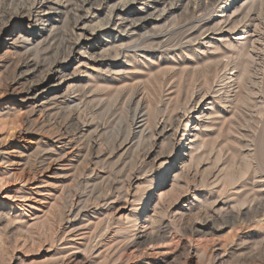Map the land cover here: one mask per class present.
Returning <instances> with one entry per match:
<instances>
[{"label":"rangeland","instance_id":"1","mask_svg":"<svg viewBox=\"0 0 264 264\" xmlns=\"http://www.w3.org/2000/svg\"><path fill=\"white\" fill-rule=\"evenodd\" d=\"M169 1L171 0H167L169 4L178 2L182 4L177 10L167 15L163 29L158 28V30L161 29L159 31L156 29L155 34L158 33V36H162L161 41L163 40L158 45L159 48H149L148 42L140 43L138 41L127 44L129 47L137 46L139 48L129 49L130 54L136 51V55L142 57V53L150 52L152 57L143 61L142 59H130V63H125L128 69L119 73L118 71L115 73L116 71L113 70L109 72L110 82L103 77L107 64L111 61L122 63V58L112 56L114 54L112 51L110 58L103 59L105 54L103 51L99 52L101 48L95 52L97 55L92 56L91 47L94 38L80 40L85 51L87 50L94 58L91 57V61V58L89 59L86 54H80L81 57L76 55L67 61L72 70L69 73L73 77L65 78V87L70 86V92L68 91L70 96L81 102L78 105V122L76 123L78 126L83 125L89 135L91 134L90 140L94 144V155L87 164L86 174L73 175L72 177L75 170L71 171V169H75L73 166L79 162L77 159V161L73 160L66 164L63 177L59 175L56 180L50 179L43 185H34L37 186V189L32 191L39 193L32 195L33 198L29 197L35 198L36 201L32 210L24 207L27 212L20 208L19 205L23 202L15 200V196H30L27 189L34 186L22 187L13 180L10 173L14 167L10 166L9 160L19 162L20 159H23V163L26 158H31V156L35 160L40 155H35L37 149H45L49 151H46L47 153H51L50 144H55V140L52 136L43 134L38 127L33 125L37 116L27 117L21 109L22 104L11 102L7 98L0 100V264H49L54 257L56 247V241L51 233L53 232V228L51 229L53 222L54 224L58 222L57 213L59 212L55 210L64 211L71 198L74 200L75 197L82 194L91 196L87 200L86 207L90 211L96 209L100 213L90 221L86 222L84 219L81 223L89 224L87 226L89 230H85V233L92 232L90 235L94 234L92 237L89 235L90 242L88 241V244L102 246V244L110 242V239L113 240L112 244L116 247L121 235L116 230L122 225L118 222L129 216L130 213L139 216L142 222L148 219L152 220L145 222V224L149 222L147 230L151 228V222H155V228L164 231L166 236L164 240L158 241L159 244L154 242L156 246L152 243L151 245L131 247L126 251L116 250V255H113V257L116 256L115 259L113 258L114 262L109 260L112 259L110 255L104 253L97 259L103 264H118L119 258L124 255V257L127 256V259L128 257L132 259L128 263L134 261V264H183L184 261L187 262L186 264H264V211H262V209L264 210L262 205L264 204V169H261L264 166V161H262L264 160V144H262L264 143V138H262L264 137L262 135L264 132V42L261 44L252 42L254 23L258 24L257 30L258 27L264 28V3L262 2V6L259 4V0H236L232 3H229V0ZM93 2L96 6H92V17L91 15L87 17V25L95 28L104 22L107 8H98L100 0H93ZM64 3L68 6L66 0H61V4L65 5ZM131 7L136 9L138 6L132 4ZM61 23L57 25L56 35L54 33L51 35L52 42L48 41L47 44H44V37L34 42V46L39 44L41 48L40 60L43 57H49V59L55 56L62 58L64 55L68 57L65 52L60 50V42L63 38L76 39L77 37L78 39L80 36V28H73L69 19H65L64 23ZM165 24L168 27H173L167 28ZM201 24L204 25V28L198 29ZM95 29L93 34L95 40L100 41L102 38L101 41L104 42L105 38L99 37V33L104 35L107 28ZM49 43L51 45L48 47ZM140 45H142L141 48ZM248 45L253 46L252 50ZM232 54L234 55L232 56ZM29 57L33 59V56ZM222 57L224 58L222 59ZM249 59L251 60L249 61ZM230 61L231 63H229ZM222 67L226 68L224 72ZM215 68H217L216 75ZM98 70L100 71L98 72ZM164 70L165 72H163ZM2 71L0 77L3 75ZM137 89L143 90L147 95L149 109L151 107V112L148 109L150 115L148 117H151L148 118V121H150V126L152 123L154 126L152 135L147 136L145 133L140 139L137 138L138 136L129 135L126 126H124L130 118L125 109L127 104L130 105L127 101L128 92L133 91L135 95L138 92ZM177 96L180 97L179 100ZM184 99L187 101L183 102ZM130 106L133 107V103ZM4 108L6 112H1L4 111ZM163 126L164 130H162ZM69 132L71 134L73 131L69 130ZM251 136L253 137L250 138ZM28 140L31 141V144L29 143L31 148L29 151L24 149L25 153L22 156H18V150L9 149L13 143L27 144ZM126 141H129L130 144H123ZM259 146L260 149H258ZM124 148L126 149L124 150ZM259 150L260 153L262 152V156L258 152ZM257 152L260 158L263 157L262 160L259 159ZM168 167L170 168L166 173ZM241 171H243L242 173L245 171L242 177ZM256 175L257 177L254 179L253 176ZM258 176L261 178L259 179ZM253 181L257 182V185ZM49 184L50 186H48ZM247 195L249 199L246 198ZM100 198H110L105 200L109 206H104L106 202ZM251 198L253 202L250 201ZM256 202L259 204L258 206ZM27 203L25 202V204ZM63 205L65 208L62 207ZM154 205L159 209L157 210ZM55 206L58 209L57 207L55 209ZM249 206L251 209L248 208ZM254 207H258L257 211L253 209ZM145 212L146 215L143 217ZM155 212H159L161 216H157ZM250 213L257 214L251 215ZM42 215H47L46 219ZM212 215L215 218L214 221L210 220ZM51 216L52 218H49ZM104 217L106 221L110 220L109 224L104 220ZM233 217L236 218L233 219ZM9 218L13 221L11 222ZM35 220L37 221L35 223H38L42 228L39 225H33ZM45 221L49 223L48 227ZM78 223L77 220L75 224ZM6 224L9 227L5 228ZM107 224L110 227L108 226L106 230ZM21 225L27 226L23 228ZM108 230L112 232L110 233ZM114 232H117L118 236ZM102 233H107V235L104 234V237ZM51 241L54 244L50 243ZM74 241H77L76 238ZM197 244H202V246ZM154 246L155 248L152 249ZM3 248L4 253H2ZM201 249H203L202 252ZM72 250L76 252H74L75 254L69 252V256L66 254V264L88 260L89 255L85 251L77 249L70 251ZM117 252L122 255H118ZM122 252H126L127 255ZM199 252L202 255H199ZM84 256L86 257L84 258ZM197 257L199 258L196 259Z\"/></svg>","mask_w":264,"mask_h":264},{"label":"bare ground","instance_id":"2","mask_svg":"<svg viewBox=\"0 0 264 264\" xmlns=\"http://www.w3.org/2000/svg\"><path fill=\"white\" fill-rule=\"evenodd\" d=\"M171 1H169V2H171ZM256 1H258V0H256ZM232 2H236V0H229V3H232ZM259 2H260L259 4L262 5V2L264 3V0H259ZM66 3L68 4V6H66L65 3H64L65 5H62L61 4V0H0V39H1V41H0V72L3 70L2 71L3 75L0 77V100H2L4 98H7V99H10L11 102L20 103V105L22 104L23 107L21 109L24 111V114L26 113L27 117L37 116L34 119V121L32 120L33 121V125L38 127V129L41 130V132H43V134H45L47 136H50V137L52 136V138L55 140V142H54L55 144H50L51 153H47L49 151H47L45 149L44 150L43 149L39 150V149L36 148L38 151L35 152V155L36 154H40V155L35 160L32 159V156H31V158L30 157L26 158V160L23 163H22L23 159H20L19 162H17L16 160H9L10 166L14 167L12 173H10V174L13 177V180L15 182H18L22 187H28V186L31 187V186H34V185H39L40 186V184L43 185V183H47V181L50 180V179L51 180H56L57 178H59V175H62V177H63V173H64V170H65L64 168H66L65 167L66 164L71 163L73 160L77 161V159L79 160V162L75 166H73V168H75V169H71V171L75 170V173L74 174L72 173V177H73V175L82 176L83 173L87 172V164H88V162H90L92 156L94 155V144L90 140V135L91 134L89 135V132L86 129L83 128V125H80L81 126L80 127L76 123V122H78L77 121V119H78L77 118L78 117L77 116L78 115L77 111H78V108H79L78 105L81 102H78V99L76 100L74 97L70 96V93H69L70 92V86H68V87L66 86L67 88L65 87V83H66L65 78L69 77V76H72V74L70 75V73H69V71L71 69L69 68L70 66H69V63L67 61L71 60L76 55H79V57H81L80 54H83V55L86 54L88 56V58L90 59L93 55L96 54L95 52L98 49H100V48H101V50L99 52L103 51V54H105V56H104L105 58H103V59H106V58H110L111 55H112V51H114V54L112 56H114L115 58L116 57H118V58L121 57L122 59L121 58L120 59L122 60V63L118 64V63H113L111 61V63L107 64L108 66L106 67V70L104 72L103 77L107 81L109 80L108 82H110V77L111 76H108V74L110 75L109 72L113 70V71H116L115 73H117V71L119 73L122 70L128 69L126 67L125 63H130V59H132V58H133V60L134 59H142V61H143L144 59H150L152 57V54H150V52L149 53H142V57H138L136 55L137 54L136 51H134L133 53L130 54V52H129L130 50L129 49H134V48L137 49L138 47L137 46L129 47L127 44L137 43L138 41L140 43L148 42L149 46H150L149 48L156 49L158 47V45L161 44V42L163 40L161 41V37L162 36L161 37L158 36L157 35L158 33L155 34V32H157L158 28L164 27L163 23H164L167 15L172 13V12H174V10H177L182 4L180 2L174 3V4H172V3L169 4L167 2V0H100V2H98L99 3L98 4V8H105L106 7L107 8V14L104 17L105 18L104 22L100 23L99 24L100 26L99 27H95V28H99V29L107 28V31L105 32L104 35H103V33H99V37L105 38L104 42H103V40L101 41L102 38L100 39V41L99 40H95V37H94L93 34L95 33L96 29L92 28V26L89 27L87 25V17L90 16V15L92 17L91 9L93 8L92 6L95 5L93 0H66ZM132 4H136L138 7L136 9H133L131 7ZM259 4L257 3L258 7H259ZM104 15H105V12H104ZM62 18H63V21H62ZM65 19H67V20L69 19V21L72 24L73 28H80L79 29L80 30V36H78V39H77V37H76V39H74V38H63L62 41L60 42V45H59L60 50L65 52L68 55V57H65L66 55L63 56L64 58L63 57L60 58L59 56H58V58H57V56H55L56 58L54 57L52 59H49V57L48 58L47 57H43V59L40 60L41 58L39 59V57H40L41 48L39 47L38 43H37L38 45L34 46V44H35L34 42L37 39H39L41 37H44L45 39L43 38L44 39L43 43L47 44L48 41H51V35L53 33L56 35L55 31L57 30V25L59 23H61V21H62V23H64ZM172 22H171V25H172ZM203 22H205V21H203ZM176 23H177V21L175 20V24ZM68 25H69V23H68ZM68 25H65V26H68ZM165 25L167 26V24H165ZM257 25L258 24L254 23V34L255 35L253 34V36H252V39H253L252 42L254 44H258V43L261 44L262 42H264V28L263 27H260V28L258 27V30H257L256 29ZM169 27L167 26V28H169ZM172 27L173 26H171L170 28H172ZM211 27H209V28H211ZM202 28H204V25L201 24V26H199L198 29H202ZM24 30H27L28 32H25ZM159 30H161V29H159ZM213 30H214V28H213ZM99 31H101V30H99ZM218 31H219V29H218ZM162 33L164 34V32H162ZM71 34H73V33H71ZM163 34H161V35H163ZM84 38L85 39H89V40H92L94 38V41H93L92 47H91V50L93 51L91 53L92 56H91V54H89L87 52V50L85 51V48L80 43V40L84 39ZM190 40H191V38H190ZM156 41H158V42H156ZM178 44H179V42H178ZM50 45L51 44L49 43L48 47ZM141 46L142 45H140V48H141ZM143 46H144V44H143ZM249 46H251V45H248V47ZM42 47H43V45H42ZM167 48H168V46H167ZM182 48H184V47H182ZM252 48H253V46H251L250 50H252ZM254 48H256V47H254ZM190 49H191V47H190ZM88 51H89V49H88ZM248 51H246V52H248ZM56 54H57V52H56ZM168 54H169V52H168ZM233 55L234 54H232V56ZM251 55H253V54H251ZM29 56H33V59L30 58ZM100 56H101V53H100ZM139 56H140V54H139ZM92 58H94V57H92ZM92 58H91V61H92ZM223 58L224 57H222V59ZM236 59H237V57H236ZM250 60L251 59H249V61ZM150 61H152V60H150ZM241 61L244 62L243 60H241ZM131 62H132V60H131ZM229 63H231V61ZM246 64H247V61H246ZM149 65H151V64H149ZM225 65H222V66H225ZM222 68H224V67H222ZM216 69L217 68H215L214 71H216ZM225 69L226 68H224L223 72L225 71ZM99 71L100 70H98V72ZM163 72H165V70ZM72 73H74V72H72ZM100 73H102V72H100ZM124 74H126V73H124ZM216 74H217V71H216L215 75ZM114 75H117V74H114ZM112 76H113V74H112ZM117 78H119V77H117ZM101 79H103V78H101ZM81 80H79V81H81ZM139 84L137 85L138 87H139ZM108 85H110V83ZM71 87H73V86H71ZM207 87H208V85H207ZM141 89L140 90L137 89L138 92L135 95H134L133 91L129 90L130 92H128L129 94L127 96V99H128L127 101H128V103H130V105H131V103H133V107L130 106L129 104H127V106L125 107L126 112H127V114L129 115L130 118H129V121L126 123V125L124 124V126H126V129H127L128 133H129V135H131L133 137L134 136L135 137L138 136L137 138H139V139H140L141 136H144L145 133H147L146 134L147 136L149 134H151V133L153 134L152 131L154 129L152 121H151V123H152L153 128H152V126L149 125L150 121H148V118H151V117H148V116H150L149 112H151V110H150L151 107L149 109V100L147 99L146 93L143 90H141ZM154 90H156V89H154ZM133 97H135V98H133ZM177 99L179 100L180 97H178ZM187 99H188V97H187ZM185 100L186 99H184L183 102H185ZM176 102H177V100H176ZM177 103H179V101ZM182 104H184V103H182ZM195 104H197V103H195ZM121 107H120V109H121ZM148 109L150 110L149 112H148ZM5 110L6 109L4 108V111H1V112H6ZM149 120H152V119H149ZM124 121H127V120H124ZM118 124H117V126H118ZM162 128L161 129L164 130V126ZM69 130L73 131V132H71V134H70ZM117 130H119V129H117ZM162 130H161V132H162ZM97 131H95V132H97ZM263 133H262V135H264ZM252 137L253 136H251L250 138H252ZM262 138H264V137H262ZM251 140H253V139H251ZM254 140H255V138H254ZM263 141H264V139H263ZM25 142H27V141H25ZM130 142H131V140H130ZM258 142H259V140H258ZM29 143L31 144L30 140H28L27 144H25V143L21 144V143L16 142V143H13L11 146H9V149L18 150V152H19L18 156H22V155H24L23 153H25V152H23L24 149L26 151H29V149L31 148V145ZM123 144L129 145L130 143H129V141L128 142L126 141ZM262 144H264V143H262ZM262 144L260 143V146H262ZM260 146L258 147V149H260ZM252 147L254 149V146H252ZM250 148H251V146H250ZM21 149H22V151H20ZM125 149L126 148H124V150ZM261 149H262V147H261ZM98 152H99V150H98ZM246 152H247V150H246ZM252 152H251V154H252ZM258 152L260 153V150ZM258 152H257V154L259 156V159L262 160L263 157L260 158V155H259ZM263 152H264V149H263ZM12 153H13V151H12ZM95 154H96V152H95ZM261 156H262V154H261ZM25 157H23V158H25ZM251 157H252V155H251ZM246 158H247V155H246ZM76 161H75V163H76ZM262 161H264V160H262ZM89 165H90V163H89ZM244 166H245V164H244ZM169 168L170 167H168L167 170L165 171L166 173L169 171ZM243 169H244V167L242 168V170ZM247 169H248V167H247ZM250 169H251V167L249 168V171H250ZM258 169L260 170V168H258ZM261 169H264V166H262ZM88 171H89V169H88ZM253 171H255V170H253ZM242 172L243 171H241L240 173H242ZM243 174H245V171H244V173L241 174V177L244 176ZM8 175H9V173H8ZM259 175H260V173H259ZM253 177H254V179H256L257 175L253 176ZM258 178L260 179L261 177L258 176ZM89 181H90V179H89ZM254 183L257 185V182H254ZM261 184H262V181H261ZM48 186H50V184ZM36 189H37V186H34V187H31L30 189H27L28 190L27 192L29 193L30 196H24V195L15 196L16 197L15 200H19V202H23V203H20L19 206H20V208H22V210H25V212H27L26 208H24L25 206L27 207V209L28 208L31 209V208L35 207L34 202L36 200H34L35 198L32 199L33 198L32 195L38 194L39 192L38 191L34 192L32 190L36 191ZM88 195H83L82 194L79 197H75L74 200L71 198V200H73V201L72 202H70L71 200L69 201V203H68L69 205L66 206V209L64 211L60 212L58 210H55L56 207H57V206H55L54 210L56 212H59V213H57L58 218L57 217H54V218H57L58 222L56 224H54V222H53V226L51 227V225H50V227H51V229L53 228V232H51V233H53V238L56 241V247L54 249V257L52 258L51 262H49V264H66L67 258H65V257H66V254H68L69 252H71V253L73 252V250L70 251L71 249H74V250L77 249L78 251L82 250V251H85L87 255H89L88 260L82 261L80 263L79 262H76V263L72 262L71 264H103L102 261H99L97 259H99L101 257V255L104 254V253H105V255H107V254L110 255V257H112V259H109V260L113 261V258L115 259V257H116V256L113 257V255H116V250H118V251L119 250H125L126 251L127 249H129L131 247H140V246L145 245V244H150L151 245L154 242L158 243L159 240L162 241V240H164L166 238L164 231L160 230L159 228H155V226H154V225H156L155 222H151V224H150L151 228H149L147 230V226H148L149 222H147V224H145V222L146 221H152V220L148 219V220L142 222L140 220L139 216L130 213L129 216L125 217L123 220H120L118 222V223H120L122 225L119 226L118 229L116 230L118 233L121 234L119 240L117 241V239H116V241L118 243V245L116 247L113 246L112 243H114V242H113V240H110V239H109L110 242L104 243V244H102V246H97V245L95 246V244L94 245L93 244L92 245L88 244L89 238L92 237L94 234L90 235L92 232L91 233L88 232L89 234L85 233L84 232L85 230H89V228L87 227L89 224L83 225L81 223H83L84 219H86V222H87V221H90L91 219H93V217L95 218V216H98L100 214L98 211H96V209L90 211L86 207L87 206L86 205L87 200H89L90 197H91V196L89 197ZM29 197H32V198H29ZM247 197H248V195L246 196V198ZM95 198L98 199L97 197H95ZM102 198H100V199L104 200V201L105 200L107 201V200L110 199V198H108V199H102ZM260 198H262V197H260ZM247 199H249V198H247ZM261 200H263V198ZM261 200H260V202H261ZM39 201H40V199H39ZM104 201H103V204H104ZM244 201H245V199H244ZM250 201H252V198H251ZM25 202H28V203L25 204ZM257 202H256V204H257ZM31 204H33V206H31ZM95 204H96V202H95ZM251 205H252V203H251ZM258 205L259 204H257V206ZM262 205L264 206V204H262ZM104 206L107 207L109 205H107V202H106L104 204ZM154 206H156V205H154ZM59 207H61V206H59ZM62 207H64V205ZM43 208H45V207H43ZM248 208L251 209L250 206ZM257 208L254 207L253 209H256V211H257ZM48 209L50 210V208H48ZM57 209H58V207H57ZM158 209L159 208L157 207V210ZM55 211H54V213H55ZM226 211H227V209H226ZM262 211H264V210L262 209ZM135 212H136V210H135ZM43 213L45 214L44 211H43ZM157 213H156L157 216H161V215H159V212H157ZM22 214H24V213H22ZM250 214H247V215H250ZM254 214H257V213H254ZM24 215H26V214H24ZM145 215H146V212L143 215V217ZM235 215H238V214H235ZM42 216H41V220H42ZM45 216H47V215H45ZM45 216H43V217L45 218ZM157 216H155V217H157ZM1 217H2V215H1ZM4 217H6V216H4ZM31 217H33V216H31ZM211 217H210L211 219L210 218L209 219L214 221L215 218L213 217V215ZM6 218L8 219V217H6ZM36 218H38V217H36ZM49 218H52V216L49 217ZM225 218H227V217H225ZM235 218L236 217H233V219H235ZM237 218H238V216H237ZM261 218H262V216H261ZM7 219H5V220L7 221ZM30 219H32V218H30ZM216 219H217V217H216ZM258 219L261 220L260 218H258ZM77 220L79 221V223L75 224ZM104 220H105V217H104ZM210 220H207V221L209 222ZM224 220H223V222H224ZM251 220H252V218H251ZM10 221H11V219H10ZM47 221H49L48 218H47ZM102 221H103V219H102ZM107 221H108V224H109L110 220L107 219ZM160 221H161V217H160ZM233 221L236 222L235 220H233ZM233 221H230V222H233ZM248 221H246V222H248ZM35 222H37V221L35 220L34 223ZM156 222H158L157 219H156ZM226 222H228V221H226ZM46 224H47V227H48L49 223L46 222ZM91 224H92V222H91ZM99 224H97V225H99ZM108 224L106 226L107 228H105L106 230L108 229V226L110 227V225H108ZM199 224H200V222H199ZM211 224H212V222H211ZM33 225H37L38 226L39 224L35 223ZM159 225H160V223H159ZM25 226H27V225H25ZM103 226H105V225H103ZM117 226H118V224H117ZM4 227L6 228V227H9V226L6 224V226H4ZM39 227H40V225H39ZM80 227H83V228H80ZM211 227H213V226H211ZM10 228H11V226H10ZM40 228H42V227H40ZM23 231H25V229H23ZM90 231H91V229H90ZM188 232H189V230H188ZM116 233H115V235H116ZM104 234L107 235V233H104ZM89 235H90V237H89ZM101 235H100V237H101ZM116 236H118V235H116ZM30 237H32V236H30ZM104 237H105V235H104ZM53 238H52V241H53ZM75 238H76V240L78 242L74 241ZM52 241L50 243H52ZM92 241L94 242V240H92ZM98 242H96V243L98 244ZM52 244H54V243H52ZM155 244L156 243H154L153 245H155ZM103 245H105V246H103ZM197 245H199V244H197ZM206 245H208V243ZM211 245H213V244H211ZM155 246L152 249H154ZM199 246H202V244H200ZM203 247H205V246H203ZM49 248H51V247H49ZM207 248L209 249V247H207ZM202 251H203V249H201V252ZM74 252H76V251H74ZM85 252H84V255H85ZM2 253H4V248H3V252ZM80 253H83V252H80ZM119 254L122 255L121 253H118V255ZM123 254H126V252H124ZM199 255H202V254L200 253ZM68 256H69V254H68ZM124 256H122V258H119L121 256L118 257L119 258L118 264H134V261L133 262L130 261V263H128V261L131 258L129 259V257H128V259H127V256L126 257H124ZM197 256H198V254H197ZM85 257L86 256H84V258ZM199 257H197L196 259H198ZM210 257L211 256H209V258ZM214 258H215V256H214ZM217 259H218V257H217ZM104 260H106L105 257H104ZM68 261H69V259H68ZM112 261H110V262H112ZM107 262H104V263H107ZM186 263L187 262L184 261L183 264H186Z\"/></svg>","mask_w":264,"mask_h":264}]
</instances>
